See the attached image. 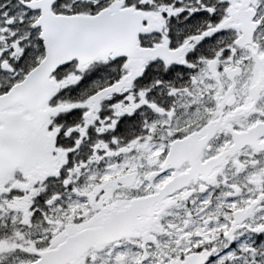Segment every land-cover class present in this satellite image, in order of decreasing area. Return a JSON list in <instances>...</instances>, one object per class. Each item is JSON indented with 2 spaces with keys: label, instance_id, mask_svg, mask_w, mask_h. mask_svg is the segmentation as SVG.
<instances>
[{
  "label": "snow or ice",
  "instance_id": "snow-or-ice-1",
  "mask_svg": "<svg viewBox=\"0 0 264 264\" xmlns=\"http://www.w3.org/2000/svg\"><path fill=\"white\" fill-rule=\"evenodd\" d=\"M0 264H264V0H0Z\"/></svg>",
  "mask_w": 264,
  "mask_h": 264
}]
</instances>
